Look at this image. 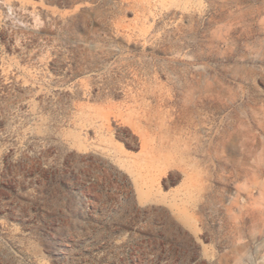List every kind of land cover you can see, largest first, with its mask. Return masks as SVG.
<instances>
[{
    "label": "rangeland",
    "instance_id": "obj_1",
    "mask_svg": "<svg viewBox=\"0 0 264 264\" xmlns=\"http://www.w3.org/2000/svg\"><path fill=\"white\" fill-rule=\"evenodd\" d=\"M0 264H264V0H0Z\"/></svg>",
    "mask_w": 264,
    "mask_h": 264
}]
</instances>
